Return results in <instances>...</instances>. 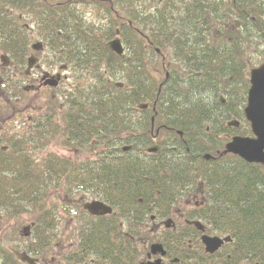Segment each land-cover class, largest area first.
Wrapping results in <instances>:
<instances>
[{
    "label": "flooded vegetation",
    "instance_id": "obj_1",
    "mask_svg": "<svg viewBox=\"0 0 264 264\" xmlns=\"http://www.w3.org/2000/svg\"><path fill=\"white\" fill-rule=\"evenodd\" d=\"M5 1L9 2L4 5ZM96 1L22 0L19 7L10 3L11 0H0V8L5 11V15L0 13V33L14 32L16 37L14 50L0 38V109L5 114L0 113V152L8 157L6 162H12L10 155H15L16 168H20L19 161L46 168V160L51 157L54 164L49 165L60 172L61 178L43 196L42 214L52 218L54 226L44 230L50 233V242L44 243V251L38 256L28 253L23 245L11 248L17 260L28 263L18 257L21 254L33 264H264V259H251L238 253L233 239L217 232L203 216V206L213 200L211 191L217 183V155L224 149L217 148L220 146L217 116L213 132L210 125H203L206 132L194 131L193 127L186 140L182 130L165 124L161 118L159 113L163 109L158 104L167 105L163 101L135 103L133 111L129 110L130 117L125 116L121 105L116 115L95 122L93 100L82 98L84 88L91 89L93 76L90 68L79 66L80 60L131 59L134 54L137 70L141 69V59L147 57L152 60L150 70L156 77V59L168 60L165 66L179 58L205 59L217 54L213 50L217 49L218 40L228 42L231 37L221 34L217 23L211 22L206 27L201 8L186 22L196 25L198 37L186 35L192 28H187V32L178 20L168 30L166 41L162 38L160 43H154L142 26L144 13L140 11L134 37L144 40L143 48L131 53L121 30L126 22L122 0L118 8L103 0ZM47 10H57L58 14L52 15L54 23L59 27L71 25L69 31L59 29V36L50 37L46 30ZM6 15L9 20H5L13 24L14 30L7 29L1 20ZM110 20L115 23L112 34L107 31ZM51 21L47 23L52 25ZM229 24L236 31L240 23L233 19ZM94 33L96 47L92 42ZM170 35L177 37L171 40ZM60 36L62 41L57 40ZM113 39L121 44L120 54L110 48ZM34 44L38 47L34 48ZM105 46L109 51H94ZM201 49L209 52L203 54L199 52ZM116 64L112 62L113 66ZM168 75L166 71L165 78ZM139 78L138 74L140 86ZM50 81L57 84L52 85ZM115 85L123 87L124 83L117 80ZM20 92L27 99L17 105ZM30 96L38 99L32 101ZM170 110L171 107L165 109ZM127 121L130 124L126 127ZM143 136L149 139L145 144ZM55 137L63 139L64 146L86 150L75 156L48 151L42 161L34 162L32 152L43 151L48 140ZM230 137L226 136L227 140ZM109 155L117 159L130 156L134 162L124 167L135 169V179L112 182L123 185L122 189H106L111 182L99 179L107 177L109 165L97 162L108 159ZM58 160L68 163H58ZM165 160H182L185 166L180 173L169 171L158 166ZM249 163L260 167L264 179V166ZM68 171L72 172L71 179L69 174H61ZM56 190L62 193L53 202L49 196ZM92 202H99L101 206L90 207ZM61 219L71 222L65 229L68 232H61ZM32 225L27 229L32 231ZM205 236L218 237L221 242L209 250Z\"/></svg>",
    "mask_w": 264,
    "mask_h": 264
},
{
    "label": "trees",
    "instance_id": "obj_2",
    "mask_svg": "<svg viewBox=\"0 0 264 264\" xmlns=\"http://www.w3.org/2000/svg\"><path fill=\"white\" fill-rule=\"evenodd\" d=\"M103 1L118 8L119 0ZM8 2L5 1L3 4L6 5ZM96 2L94 0V3ZM122 2L125 5L126 22L121 30L123 29L125 44L131 53L140 52L143 48L144 40L139 36L137 39L134 37L137 13L140 11L144 13L142 26L149 31L150 34L147 35L154 43H160L162 38L166 41L168 30L172 29L178 20L182 22L184 28H192L190 32L186 30L188 32L186 35L198 37L196 25L186 22L192 19L193 13L198 14L201 8L204 10L205 26L208 27L211 22L217 23V30L220 31L222 28L224 35L230 36L231 40L228 42L218 40L217 49L213 50L217 54L205 59L179 58L164 66L168 60L162 61L158 58L155 61L156 77L150 70L149 63L152 60L147 57L141 59V69L137 70L134 54L131 59L107 57L80 60L79 66L83 69L90 68V74L93 76L91 89L86 90L85 87L82 98L93 100L94 121L104 120L112 114L116 115L121 105L125 110V116L130 117V111H133L135 103L163 101L167 105L158 104L163 109V112L159 113L162 115L161 118L165 124L182 130L186 140L190 137L193 127L194 131L206 132L203 125H210L213 132L216 116L217 142H220L217 148L220 150L227 141L226 136L251 135L243 108L249 87V69L259 63L253 59L250 61L248 52L251 51V47V53H258L264 59V51H259L264 49V0H122ZM10 3L22 7V0H11ZM138 6L141 8L138 9ZM1 12L5 15L2 8ZM46 14L49 15L47 22L52 20L53 23L50 25L46 22V30L49 31L47 34L50 37L59 36L57 32L59 29L69 31L68 26L71 25L67 24L60 28L54 23L55 18L52 15L58 14L57 10H47ZM5 19L9 20V17L7 15L1 17L7 29L14 30L13 24ZM195 19L199 17L196 16ZM233 19H238L240 23L236 31L229 24ZM114 25L115 23L110 20L108 33L114 32ZM92 36L93 46L96 47L98 42L95 33ZM60 37L57 40L62 41L63 36ZM170 37L173 40L177 36ZM0 38L15 49L14 32L0 33ZM94 51L109 49L105 46ZM199 52L205 54L209 50L201 49ZM252 55L254 57V54ZM112 62L117 63L116 66H113ZM166 71L169 73L167 78L164 76ZM138 74L140 86L137 84ZM117 80L122 81L124 86L115 85ZM221 98L224 102H221ZM167 107H171L169 112L165 111ZM231 119L239 120L238 127L226 125V121ZM129 124L127 121L126 127ZM197 126L200 128L195 129ZM148 140L147 137H142L143 144ZM7 158L0 152V213L9 212L13 215L14 221L9 225L10 232L6 231V227L0 230V264H23L17 260L11 250L14 247L7 244V241H12L15 234L12 230L16 228V223L21 222L22 217H26L33 225L31 238L22 248L30 254L41 255L44 243L47 245L51 240L50 233L44 230L54 227L52 218L44 217L42 214L41 210L45 203L43 196L50 187L57 186L61 178L58 176L60 172L49 165L54 164L51 157L46 160L48 163L46 168L31 166L30 162L21 161L18 164L20 168H16L17 157L10 155L12 162L10 160L6 162ZM131 159L130 156L117 159L109 155L108 159L102 158L97 162L109 165L107 177H99L111 182L106 189L118 190L120 187L122 189L123 185L112 182L135 179L133 176L135 169L124 167L128 163H134ZM66 162L68 163L65 160H58V163ZM184 164L182 160H165L158 166L179 172L183 170ZM23 165L24 168H21ZM259 169L257 164L249 163L237 155L231 153L217 155V183L213 186L215 189L211 191L213 200L203 206L204 219L213 228H217V232L229 235L237 245L238 253H243L244 257L248 256L251 259H264V179ZM66 173L71 179L72 172H61Z\"/></svg>",
    "mask_w": 264,
    "mask_h": 264
},
{
    "label": "water",
    "instance_id": "obj_3",
    "mask_svg": "<svg viewBox=\"0 0 264 264\" xmlns=\"http://www.w3.org/2000/svg\"><path fill=\"white\" fill-rule=\"evenodd\" d=\"M110 48L121 53L122 48L118 39H113L109 43ZM34 48L38 45L34 44ZM52 85L57 84V81H50ZM250 86L247 91L246 105L244 106V117L249 122L250 130L253 136H233L225 144L224 153L236 154L247 162H256L264 166V63L253 67L249 71ZM224 102V99L221 98ZM229 126H238V120H230L227 122ZM101 203L92 202L90 207H100ZM27 229V227H25ZM204 241L209 250H212L221 240L217 237H204ZM217 241V243H213ZM21 260H26L28 264H33L32 260L27 256L18 255Z\"/></svg>",
    "mask_w": 264,
    "mask_h": 264
},
{
    "label": "rangeland",
    "instance_id": "obj_4",
    "mask_svg": "<svg viewBox=\"0 0 264 264\" xmlns=\"http://www.w3.org/2000/svg\"><path fill=\"white\" fill-rule=\"evenodd\" d=\"M219 30L221 31V34H224L222 28H220ZM244 47L246 48L247 46H244ZM262 50L264 51L263 48L260 49L259 51L262 52ZM248 51H250V50H248ZM251 54H254V57H250V56H252ZM248 55H249L250 61L253 59V61L258 62L259 64L262 62L264 63V59L258 53L257 54L251 53V51H250V52H248ZM165 64H167V63H165ZM165 64H164V66H165ZM34 94L36 95L37 93L35 92ZM49 94L47 95L48 97L50 96ZM30 97H31L32 101H35L38 99L37 96H30ZM18 98H19L18 101H20V102H18L17 105H21L22 104L21 101L26 100L27 96L25 95V93L21 94V92H20V96L18 95ZM0 113L2 115H5L4 112L1 111V109H0ZM14 121H17V120L14 119ZM3 123H5V122H3ZM16 124H19V123H16ZM44 148H42V149H44L43 151H40V149H37L36 151L32 152L31 156H32L34 162L39 163L40 161H42L44 155L48 151L54 152L56 154H61L63 156H75L80 152H85V150H86V149H82V150L76 149V148L70 147V146H68V147L64 146L63 139H60L57 137L49 139L47 146ZM61 193L62 192L60 190L53 191L49 196V200H52L53 202L54 201L57 202L56 199H58L60 197ZM0 215H2V214L0 213ZM20 220H21V222L16 223V228L14 230H12L13 233H15L11 239L12 241L11 242H10V240L7 241V244H9L13 247H16V246L21 247L20 245H23V243L25 244L31 238V231H30L31 229H25L24 230V227H27L30 224L31 220L26 218V217H22ZM13 221L14 220H12L11 222H7L4 217H2V218L0 217V230H2L4 227H6V231L10 232L9 225L12 224ZM70 223L71 222L68 219H66V220L61 219V225H60V227H62L61 232L66 231L65 229L66 228L68 229L70 227ZM66 232H68V231H66ZM61 237H63V236H61ZM61 241H63V240L61 239L60 242Z\"/></svg>",
    "mask_w": 264,
    "mask_h": 264
},
{
    "label": "bare ground",
    "instance_id": "obj_5",
    "mask_svg": "<svg viewBox=\"0 0 264 264\" xmlns=\"http://www.w3.org/2000/svg\"><path fill=\"white\" fill-rule=\"evenodd\" d=\"M2 215H0V217L2 218V217H4L5 218V220L7 221V222H11L14 218H13V215L12 214H10L9 212H7V213H1ZM22 261H26V260H22ZM25 263V262H24ZM28 264V263H27Z\"/></svg>",
    "mask_w": 264,
    "mask_h": 264
}]
</instances>
